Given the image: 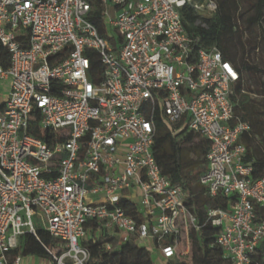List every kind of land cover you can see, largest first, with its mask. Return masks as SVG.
Segmentation results:
<instances>
[{
    "label": "built area",
    "instance_id": "2783aa9c",
    "mask_svg": "<svg viewBox=\"0 0 264 264\" xmlns=\"http://www.w3.org/2000/svg\"><path fill=\"white\" fill-rule=\"evenodd\" d=\"M101 4L108 37L88 19V0H0V44L10 54L0 64V264H24L13 250L40 230L58 241L60 253L46 248L56 264H89L86 240L102 236L144 242L162 264L191 262L198 221L156 161L158 114L172 134L209 142L200 184L233 198L207 210L224 259L264 264L256 209L264 211V173L253 177L241 141L251 130L235 111L241 76L218 47L199 46L181 15L190 5L205 25L216 1ZM31 121L50 143L31 133Z\"/></svg>",
    "mask_w": 264,
    "mask_h": 264
},
{
    "label": "trees",
    "instance_id": "16d2710c",
    "mask_svg": "<svg viewBox=\"0 0 264 264\" xmlns=\"http://www.w3.org/2000/svg\"><path fill=\"white\" fill-rule=\"evenodd\" d=\"M91 10L88 19L98 29L102 36L108 37L107 26L103 21L101 0H88ZM218 5L217 12L205 20V25L199 23L200 16L190 5L181 9L183 25L190 35L200 38V47L210 49L218 47L224 57L230 60L239 71L241 80L234 97L235 111L238 116L251 124L249 133L244 134L241 141L246 145V162H253L254 178H260L264 173V59L257 62L256 53L264 54V0H214ZM251 36H246L247 31ZM0 64L8 67L10 54L0 44ZM97 68L103 67L96 62ZM259 95L260 100L253 98ZM157 137L154 154L163 174L183 188L187 206L195 214L198 230L190 234L192 242L191 262H169V264H228L224 259L223 249L216 245L218 229L208 220L209 208H228L231 198L224 196L212 197L207 189L200 184V176L207 169V154L210 148L207 139L196 133H186L179 130L172 134L163 116L155 117ZM31 133L50 143L51 137L47 131L38 128L37 121H31ZM191 153L199 159L187 158ZM53 174L50 177H56ZM49 178V177H48ZM126 211L134 213V204L123 201ZM259 219H264V211L256 207ZM170 239H167L169 242ZM90 250L89 264H155L152 250L140 247L133 240L118 245L115 237L102 236L97 241H87ZM58 241L45 231H39V237L31 234L22 235L17 247L13 250L15 256H34L55 260L46 248L60 253ZM110 243L112 249L107 250ZM262 255L264 247L261 250Z\"/></svg>",
    "mask_w": 264,
    "mask_h": 264
},
{
    "label": "rangeland",
    "instance_id": "374dc122",
    "mask_svg": "<svg viewBox=\"0 0 264 264\" xmlns=\"http://www.w3.org/2000/svg\"><path fill=\"white\" fill-rule=\"evenodd\" d=\"M263 26H264V23H263ZM251 35H252L251 32L248 30L246 36L250 37ZM255 59L259 63L261 62L262 59H264V54L262 53V51H259V52L256 53ZM253 98H256V99L260 100V96L259 95H254ZM187 158L188 159H190V158L199 159L200 161L203 162V158H197L196 156L192 155L191 153L187 154ZM104 195H105V192L97 194L95 197H102ZM34 222L36 223L37 219H34ZM139 246L140 247H147V244L143 242ZM158 257H159L158 254H153L152 255V258H153L155 264H162ZM25 258H27V257H25ZM36 258H38L37 260L40 261V262H45V263L48 262L47 264H51V261L49 259H47V260L45 259L44 260V258H40V257H36Z\"/></svg>",
    "mask_w": 264,
    "mask_h": 264
},
{
    "label": "crops",
    "instance_id": "0c3cea01",
    "mask_svg": "<svg viewBox=\"0 0 264 264\" xmlns=\"http://www.w3.org/2000/svg\"><path fill=\"white\" fill-rule=\"evenodd\" d=\"M38 258L34 256H27V258L24 259V264H47L48 262H40L37 260ZM45 260V259H44ZM47 260V259H46ZM161 262V261H160ZM162 263V262H161Z\"/></svg>",
    "mask_w": 264,
    "mask_h": 264
}]
</instances>
